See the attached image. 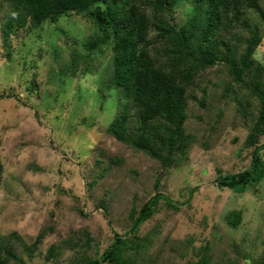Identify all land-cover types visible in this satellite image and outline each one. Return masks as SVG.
<instances>
[{"label": "rangeland", "instance_id": "rangeland-1", "mask_svg": "<svg viewBox=\"0 0 264 264\" xmlns=\"http://www.w3.org/2000/svg\"><path fill=\"white\" fill-rule=\"evenodd\" d=\"M260 7L264 12V0ZM10 10L0 0V29ZM174 18L181 24L186 10L177 9ZM240 20L246 26L230 24L223 40L240 53L259 38L251 58L264 67L260 13L243 8ZM23 31L2 40L0 30L1 241L14 233L31 245L44 231L35 256L23 254L26 264H79L101 255L115 230L125 234L131 209L160 192L177 209L160 201L140 226L139 236H150L146 256L154 264H187L203 247L213 262L245 264L244 255L264 254V180L241 195L214 184L218 170L235 174L249 166L244 139L258 106L244 87H230L224 63L194 77L184 126L194 140L186 160L164 169L105 133L117 108L113 53L85 14L70 12ZM91 42L97 45L89 48ZM260 155L264 161V149ZM231 210L243 216L234 230L225 221ZM70 237L79 240L76 248L65 244ZM52 245L57 249L47 259Z\"/></svg>", "mask_w": 264, "mask_h": 264}, {"label": "trees", "instance_id": "trees-1", "mask_svg": "<svg viewBox=\"0 0 264 264\" xmlns=\"http://www.w3.org/2000/svg\"><path fill=\"white\" fill-rule=\"evenodd\" d=\"M8 1L11 10L1 25L2 40L22 30L28 33L45 21L70 12L85 14L100 34L99 43H109L113 53L117 108L105 133L146 153L164 169H171L186 160L194 140L184 128L194 77L219 62L224 63L232 81L230 87L233 84L244 87L258 106L244 139L245 148L250 149L249 166L235 174L221 175L218 170L214 184L218 189L241 195L264 180V161L260 155L264 149V144H260V138L264 136V67L251 58L260 39H249L240 53L223 40L230 24L240 22L246 26L247 21L240 20L243 8L260 13L264 21L260 7L263 0ZM179 8L186 10V19L181 24L174 18V12ZM89 44V48H94L97 42ZM105 102L106 99L102 103ZM238 106L244 115H249L246 105L238 102ZM2 171L0 157V176ZM160 201L177 209L173 201L155 192L138 210L131 209V223L125 234L115 230L112 241L101 255L85 256L79 264H154L146 256L150 236L141 238L139 229L157 213ZM79 214L85 215L82 209ZM242 219L239 210H231L225 216L226 224L233 230L239 227ZM43 236L44 231L31 245L14 233L0 240V264H26L23 254L33 258ZM85 241L83 246L87 247L90 237L86 236ZM78 243L79 240L73 237L65 240V244H72L74 248ZM56 249L53 245L49 247L46 258H52ZM208 250L203 247L202 254L187 264L236 263L229 258L213 262V255ZM256 254L255 259L254 253L246 254L241 261L264 264V254Z\"/></svg>", "mask_w": 264, "mask_h": 264}]
</instances>
